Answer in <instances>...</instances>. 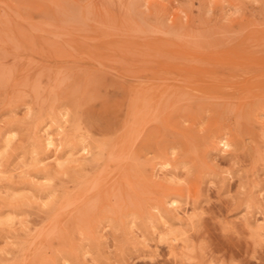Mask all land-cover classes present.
I'll return each mask as SVG.
<instances>
[{"label":"rangeland","instance_id":"rangeland-1","mask_svg":"<svg viewBox=\"0 0 264 264\" xmlns=\"http://www.w3.org/2000/svg\"><path fill=\"white\" fill-rule=\"evenodd\" d=\"M0 264H264V0H0Z\"/></svg>","mask_w":264,"mask_h":264},{"label":"bare ground","instance_id":"bare-ground-1","mask_svg":"<svg viewBox=\"0 0 264 264\" xmlns=\"http://www.w3.org/2000/svg\"><path fill=\"white\" fill-rule=\"evenodd\" d=\"M222 145H224V143Z\"/></svg>","mask_w":264,"mask_h":264}]
</instances>
